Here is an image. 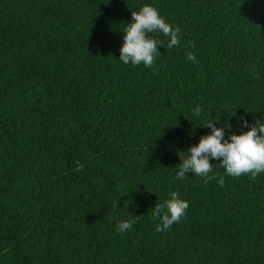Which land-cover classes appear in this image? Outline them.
Instances as JSON below:
<instances>
[{
    "label": "trees",
    "instance_id": "1",
    "mask_svg": "<svg viewBox=\"0 0 264 264\" xmlns=\"http://www.w3.org/2000/svg\"><path fill=\"white\" fill-rule=\"evenodd\" d=\"M146 3L181 44L124 65ZM241 116L264 117V0H0V264H264V174L175 178L208 119ZM171 192L189 208L159 232Z\"/></svg>",
    "mask_w": 264,
    "mask_h": 264
},
{
    "label": "clouds",
    "instance_id": "2",
    "mask_svg": "<svg viewBox=\"0 0 264 264\" xmlns=\"http://www.w3.org/2000/svg\"><path fill=\"white\" fill-rule=\"evenodd\" d=\"M122 32L123 42L118 60L124 65L143 64L145 68H155L156 59L161 54L158 46L165 48V40L167 49L181 44V28L166 22L159 9L148 3L142 5L138 11H132V21L127 22ZM186 57L193 63L197 62L195 53L189 52ZM203 114L204 109L200 105L192 111L194 117ZM238 120L247 131L236 134L230 124L217 127L219 119H208L203 127L210 129V132L202 135L199 142L187 150V156H180L181 163L175 171V178L185 180L190 174L205 179L212 174L211 178H215L214 165L210 162L213 160L219 161L218 165L230 177L244 174L256 177L264 174V117L254 118L251 125L243 116L238 117ZM169 196L168 200L156 204L152 209L154 219L161 221L156 228L159 232L167 231L179 223L189 208V202L182 199L177 192H171ZM136 218L126 210L124 218L116 220L117 232L130 231L137 222Z\"/></svg>",
    "mask_w": 264,
    "mask_h": 264
}]
</instances>
